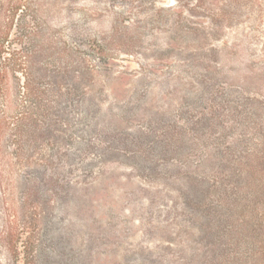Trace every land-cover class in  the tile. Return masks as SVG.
Here are the masks:
<instances>
[{
  "label": "rangeland",
  "instance_id": "rangeland-1",
  "mask_svg": "<svg viewBox=\"0 0 264 264\" xmlns=\"http://www.w3.org/2000/svg\"><path fill=\"white\" fill-rule=\"evenodd\" d=\"M0 264H264V0H0Z\"/></svg>",
  "mask_w": 264,
  "mask_h": 264
},
{
  "label": "trees",
  "instance_id": "trees-1",
  "mask_svg": "<svg viewBox=\"0 0 264 264\" xmlns=\"http://www.w3.org/2000/svg\"><path fill=\"white\" fill-rule=\"evenodd\" d=\"M19 129H20V126H19V125H16V127H15V131L18 132Z\"/></svg>",
  "mask_w": 264,
  "mask_h": 264
}]
</instances>
